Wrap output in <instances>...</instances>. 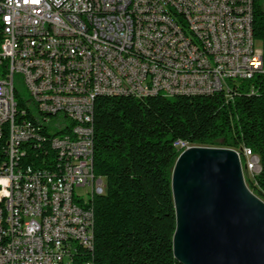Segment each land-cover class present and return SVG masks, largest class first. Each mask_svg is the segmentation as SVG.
<instances>
[{
  "label": "built area",
  "instance_id": "obj_1",
  "mask_svg": "<svg viewBox=\"0 0 264 264\" xmlns=\"http://www.w3.org/2000/svg\"><path fill=\"white\" fill-rule=\"evenodd\" d=\"M252 21L253 0H0V264H92L94 99L231 100L264 75ZM233 149L256 186L258 155Z\"/></svg>",
  "mask_w": 264,
  "mask_h": 264
},
{
  "label": "trees",
  "instance_id": "obj_2",
  "mask_svg": "<svg viewBox=\"0 0 264 264\" xmlns=\"http://www.w3.org/2000/svg\"><path fill=\"white\" fill-rule=\"evenodd\" d=\"M252 33L264 37V0H253ZM235 88L228 101L221 92L94 99L93 172L103 178L104 192L91 200L92 264H181L172 250L170 178L178 139L250 148L260 172L256 186L245 182L264 201V75L239 80ZM4 143L1 138L0 153Z\"/></svg>",
  "mask_w": 264,
  "mask_h": 264
},
{
  "label": "water",
  "instance_id": "obj_3",
  "mask_svg": "<svg viewBox=\"0 0 264 264\" xmlns=\"http://www.w3.org/2000/svg\"><path fill=\"white\" fill-rule=\"evenodd\" d=\"M231 147L188 145L171 170L174 257L181 264H264V201Z\"/></svg>",
  "mask_w": 264,
  "mask_h": 264
},
{
  "label": "rangeland",
  "instance_id": "obj_4",
  "mask_svg": "<svg viewBox=\"0 0 264 264\" xmlns=\"http://www.w3.org/2000/svg\"><path fill=\"white\" fill-rule=\"evenodd\" d=\"M14 85H15V88L17 89V91L20 93V95L23 98L27 99L28 98V91H27L24 83H22L20 80H18L17 77H15Z\"/></svg>",
  "mask_w": 264,
  "mask_h": 264
},
{
  "label": "bare ground",
  "instance_id": "obj_5",
  "mask_svg": "<svg viewBox=\"0 0 264 264\" xmlns=\"http://www.w3.org/2000/svg\"><path fill=\"white\" fill-rule=\"evenodd\" d=\"M145 95H147V94H145ZM185 148V147H184Z\"/></svg>",
  "mask_w": 264,
  "mask_h": 264
}]
</instances>
